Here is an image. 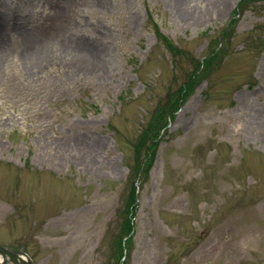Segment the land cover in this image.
<instances>
[{"label": "rangeland", "instance_id": "1", "mask_svg": "<svg viewBox=\"0 0 264 264\" xmlns=\"http://www.w3.org/2000/svg\"><path fill=\"white\" fill-rule=\"evenodd\" d=\"M180 1L0 0V244L117 264L137 136L220 50L135 183L120 264H264V0Z\"/></svg>", "mask_w": 264, "mask_h": 264}, {"label": "trees", "instance_id": "2", "mask_svg": "<svg viewBox=\"0 0 264 264\" xmlns=\"http://www.w3.org/2000/svg\"><path fill=\"white\" fill-rule=\"evenodd\" d=\"M169 41L168 39H166ZM171 49V48H170ZM177 50L176 47H174ZM172 50V49H171ZM220 51V50H219ZM219 51H210V53L204 58L201 66H196L195 71L186 74L185 83L180 87L177 97L172 101L167 103V105L157 106L153 112H151V117L147 121L145 127L139 136H137L136 143L134 145V151L136 154L135 162L130 167V179H132V187L130 188V196L128 197L127 203V216L125 218V227L122 228L121 235H119V240L117 241V250L115 252L116 258L120 264L123 258L124 262L127 259L128 255H126L125 251L130 244V235L132 233L133 225H132V210L136 205L135 192L136 187L135 183L137 180L142 179L141 177L147 176L148 172L152 166L153 159L156 153V148L160 136L162 132L166 131L168 120L176 113V111L181 107L184 101H186L187 97L190 95V92L193 91L195 86H197V81H199L205 73H214L216 68L221 64V56ZM174 55H179L180 53L173 52ZM145 149L144 156H141V153ZM144 157V158H143ZM147 172V173H144ZM123 238H127L122 241Z\"/></svg>", "mask_w": 264, "mask_h": 264}, {"label": "bare ground", "instance_id": "3", "mask_svg": "<svg viewBox=\"0 0 264 264\" xmlns=\"http://www.w3.org/2000/svg\"><path fill=\"white\" fill-rule=\"evenodd\" d=\"M191 1V0H181L180 1V6H182L181 8L183 10H185V12H188V10L190 9L188 7V2ZM187 10V11H186ZM189 16V14H188ZM190 16H192V13H190ZM195 19V18H193ZM0 41H1V46H0V60H2L3 57H5L7 51H8V46L6 45L5 43V39L2 37V35H0ZM37 55L39 56V62L35 65V69H38L39 67H41L42 65L46 64L48 62V60H50V55L46 54V53H42L39 51L37 52ZM1 63V61H0ZM133 232V231H132Z\"/></svg>", "mask_w": 264, "mask_h": 264}, {"label": "flooded vegetation", "instance_id": "4", "mask_svg": "<svg viewBox=\"0 0 264 264\" xmlns=\"http://www.w3.org/2000/svg\"><path fill=\"white\" fill-rule=\"evenodd\" d=\"M3 247L6 248H16L18 250L23 251V247L18 244L14 243H7V244H0V254L4 253V259L3 261L0 260V264H26L25 260H23L20 256H16L12 253L9 252V250L4 249Z\"/></svg>", "mask_w": 264, "mask_h": 264}, {"label": "water", "instance_id": "5", "mask_svg": "<svg viewBox=\"0 0 264 264\" xmlns=\"http://www.w3.org/2000/svg\"><path fill=\"white\" fill-rule=\"evenodd\" d=\"M10 253H13V254H18L20 256H23L26 258L28 264H34L33 260L31 259L30 256L27 255V253H24V252H19L17 250H14V249H9ZM3 255V254H2ZM4 257V255H3Z\"/></svg>", "mask_w": 264, "mask_h": 264}]
</instances>
